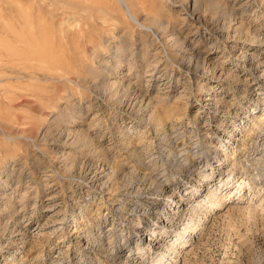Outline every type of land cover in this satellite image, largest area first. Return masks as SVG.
<instances>
[{
    "label": "rangeland",
    "instance_id": "1",
    "mask_svg": "<svg viewBox=\"0 0 264 264\" xmlns=\"http://www.w3.org/2000/svg\"><path fill=\"white\" fill-rule=\"evenodd\" d=\"M123 1L0 0V264H264V0Z\"/></svg>",
    "mask_w": 264,
    "mask_h": 264
},
{
    "label": "bare ground",
    "instance_id": "2",
    "mask_svg": "<svg viewBox=\"0 0 264 264\" xmlns=\"http://www.w3.org/2000/svg\"><path fill=\"white\" fill-rule=\"evenodd\" d=\"M121 2L123 3V5H125V7L127 8L126 9V12L127 14L130 16V18L137 22L138 23V20L133 16V14L131 13L130 9L128 8V5L123 1L121 0ZM142 27L146 28V29H149L148 27L146 26H143L142 24H140ZM48 36V35H47ZM254 122H256V126H262V119L260 118H257V119H252ZM261 129V128H260ZM243 145V144H242ZM243 149V148H242ZM233 151V150H232ZM225 154L226 155H229L230 153V150L229 148L226 146V149H225ZM238 151L234 150L233 154L237 153ZM232 153V152H231ZM232 156V155H231ZM227 157V156H226ZM228 158H232V157H228ZM234 158V157H233ZM216 159V158H215ZM229 159V160H230ZM235 163V162H234ZM231 170V169H230ZM230 174V173H229ZM228 176V175H227ZM205 178H210L212 177V175H204ZM225 180V179H224ZM220 180V181H216V183L212 184L210 187H207L206 191L208 192L206 194V196L204 195V197L201 199V200H197L195 201V209H202V208H206V209H209V208H212V210H224V207H226L225 205L227 204L228 201H234L232 200L231 198L234 196H240L241 198L243 197V191H244V187H243V182H240L239 186L236 188L235 192L234 191H228L229 188L227 187V183H226V180ZM211 181V180H210ZM236 181V180H235ZM228 182V181H227ZM212 183V182H211ZM204 186V185H203ZM209 186V185H208ZM245 186V185H244ZM203 188V187H202ZM228 191V192H227ZM197 193V191H195ZM191 193V192H190ZM234 193V194H233ZM195 193L192 194V196H194ZM230 195V196H229ZM197 199V198H196ZM236 199V198H235ZM243 199V198H242ZM236 201V200H235ZM193 203V202H191ZM238 203H239V200H238ZM233 204V203H232ZM174 205V204H173ZM239 209V208H238ZM183 210V209H182ZM252 210V209H251ZM200 211V210H199ZM198 211V212H199ZM203 211V210H202ZM189 212V211H188ZM208 212V211H207ZM182 213V212H181ZM186 213V212H185ZM193 213V212H192ZM202 213V212H201ZM204 213V212H203ZM211 213V212H210ZM174 214V213H173ZM178 214V213H177ZM188 214V213H187ZM196 214V212H195ZM181 216V215H180ZM197 216V215H196ZM199 216H200V213H199ZM177 219V218H176ZM175 219V220H176ZM188 219V218H187ZM199 219V217H198ZM171 220V219H170ZM200 220V219H199ZM182 221L178 222V221H171L170 223H173L172 227L175 226V235L172 234V238L169 237V235H171V233H169V231H165L164 229L161 230L158 228L157 229H152L150 230L152 232V234H156L159 236V237H162L164 238V242H163V245L164 247H166L167 249V253L165 252H161V251H158V257L156 259H154L155 261V264H163L166 262L167 260V256L169 253L171 254H175L174 258H176L178 255H180V253H183V250L187 248L188 246V243L191 242V239L195 236H197L198 232L200 230H202V225L201 223H195L194 222V219L193 218H190V221L189 223H182ZM200 222V221H199ZM175 223V224H174ZM163 231V232H162ZM203 232V231H202ZM200 233V232H199ZM169 234V235H168ZM201 234V233H200ZM153 235H151V237H153ZM160 239V238H159ZM158 240V239H156ZM160 241V240H159ZM156 242L155 243V240H154V243H155V246L159 247V249L162 247L160 245L161 241L160 242ZM157 249V248H156ZM162 249V248H161ZM140 250V251H139ZM137 250L138 252H135L134 254L136 255H141V253H145V249H139ZM136 251V250H135ZM170 256V254H169ZM168 256V258H169ZM141 258V257H140ZM173 259V258H172ZM173 262L175 261H172L171 264H173Z\"/></svg>",
    "mask_w": 264,
    "mask_h": 264
}]
</instances>
